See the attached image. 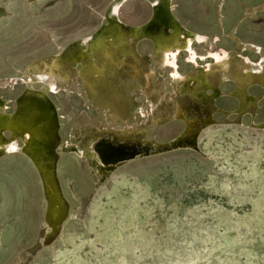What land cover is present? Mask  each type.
<instances>
[{
	"label": "rangeland",
	"instance_id": "rangeland-1",
	"mask_svg": "<svg viewBox=\"0 0 264 264\" xmlns=\"http://www.w3.org/2000/svg\"><path fill=\"white\" fill-rule=\"evenodd\" d=\"M109 2L0 0V96L10 101L8 113L31 73L50 72L27 66L92 34ZM172 12L206 37L193 51L202 67L212 64L208 80L219 92L214 122L198 130L199 151L147 156L100 176L97 156L91 162L62 147L58 178L68 217L50 244L51 216L33 163L23 153L0 155V264H264V127L257 126L264 122L263 90L243 81L264 73V51L241 49L232 36L235 28L241 42L264 48V0H172ZM150 14L146 1L129 0L118 16L141 25ZM138 53L137 78L112 63L99 77L80 76L67 62L56 68V89L47 94L63 143L93 147L94 136L108 138L109 130L141 131L137 139L163 143L184 130L174 113L178 105L194 106L191 92L177 95L172 69L160 65L150 41ZM213 53L228 68L226 82ZM187 60L176 57L178 72L193 76ZM240 85L256 103L242 106L233 97ZM190 111V118L198 115Z\"/></svg>",
	"mask_w": 264,
	"mask_h": 264
},
{
	"label": "bare ground",
	"instance_id": "bare-ground-1",
	"mask_svg": "<svg viewBox=\"0 0 264 264\" xmlns=\"http://www.w3.org/2000/svg\"><path fill=\"white\" fill-rule=\"evenodd\" d=\"M122 1L110 0L111 6L107 10L102 26L87 37L71 42L66 52L60 50L52 55L51 61L42 58L27 66L26 71H31L35 65L36 67L42 65L50 72L31 73L27 77V87L14 100L15 103L18 98L16 113L6 111L10 101L4 100L0 96V155L24 152L33 163L48 200L47 214L51 216V231L55 230V226L63 214L67 212L68 217L67 204L63 199L62 187L58 178L59 149L66 148L69 153L77 157L86 156L91 162H94V157L97 156L98 174L100 176L109 175L120 164L154 156L170 149L194 148L196 150L195 144H198L199 128L211 125L214 122V114L218 112V109L212 104L218 99L217 84L208 80L209 73H212V64H208V70L202 67L197 61L198 55L193 51V46L204 42L206 37L187 28L173 14L172 0H150L151 2L157 1V4L154 5L153 18L141 25L127 24L119 18L118 13L123 6ZM246 16L250 17L249 14ZM235 34L234 28L232 36L239 43L241 49H253L256 53L264 51V48L259 45L241 42ZM146 40L150 41L160 65L172 69L171 77L178 88L177 95H182L187 90L191 92L192 99L196 103L190 108H193V111L198 115L190 118L189 106L178 105L174 119L185 123L184 130L163 143L148 142L143 137L139 140L136 136L141 131L135 130H128V135L125 134L127 131L118 133L109 130L111 135L100 141L95 135L93 140L96 143L93 142V147H90L91 143L84 145L81 149L76 144L63 143L60 138L59 113L47 94L56 89L54 78L56 68L61 69L62 63L67 62L71 65L72 70L78 69L80 76L99 77V75L105 74L106 65L112 63L122 65L119 70L137 78L142 75L143 63V57L138 53V46ZM182 54L188 55L187 61L194 65L192 72H195V75L182 76L179 74L175 59ZM209 58L213 59V64L217 70L219 67L221 71L220 81L226 82L229 77L228 68L221 59L222 57L219 58L218 53H213L209 55ZM100 62L103 63L102 66ZM252 73L250 72L243 81L247 85L257 82L260 87L264 88V73L259 76ZM145 78H150V76L145 75ZM0 83L3 82L0 80ZM35 83L44 85L45 89H36L30 86ZM233 97L237 98L242 106L250 102L256 103V99L250 98L242 85L239 86ZM199 108H203L206 117L202 115ZM257 126L264 127V122ZM4 131H11L15 137H21L25 143L24 147L22 148L15 138L3 139L2 132ZM55 173L60 189L55 183ZM20 201L22 203V197L19 198L18 204Z\"/></svg>",
	"mask_w": 264,
	"mask_h": 264
},
{
	"label": "water",
	"instance_id": "water-1",
	"mask_svg": "<svg viewBox=\"0 0 264 264\" xmlns=\"http://www.w3.org/2000/svg\"><path fill=\"white\" fill-rule=\"evenodd\" d=\"M127 1H129V0H123L121 4H124V3L127 2ZM144 1H146V2L150 5V7H151V14H150V17H149V20L151 21V19L153 18V15H154V5L157 4V1H154V2H151L150 0H144ZM110 6H111V3H109V4L107 5V7L105 8L103 14L101 15V20H100V23H99V27L102 26L103 20H104V18H105V16H106L107 10L109 9ZM262 90H263V94H262L261 96H262V99H264V88H262ZM17 99H18V98H17ZM17 99H16V101H15V108H14V110H13L12 113H16L17 110H18V102H17ZM0 111H1V109H0ZM200 128H201V127H200ZM200 128H199V129H200ZM186 129H187V126H186L185 130H186ZM5 133H8L10 138H15V140H16L18 143H20V145L22 146V148L24 147L25 143H24V141H23V139H22L21 137H15L11 131H4V132H2V138H3V139H5V138H9V137H5ZM195 147L197 148L196 150H195L194 148H176V149H170V150L167 151V152H171V151H175V150L199 151L198 144H195ZM167 152H164V153H167ZM22 153L25 155L24 152H22ZM161 154H163V153H161ZM25 156L27 157V155H25ZM29 160H30V159H29ZM55 183H56L57 187L60 189V186H59V183H58V179H57L56 173H55ZM60 194H61V193H60ZM44 196H45V191H44ZM61 196H62V194H61ZM45 198H46V197H45ZM46 201H47V205H46V213H47V211H48V209H49V204H48V200H47V199H46ZM46 213H45V216H46ZM66 218H67V212H66L65 214L62 215L61 220H60L59 223L55 226V230H54V232H53L51 235H49L47 238H45V240H44V244H50L53 240H55V238L58 236V234H59V232H60V229H61L62 223H63V221H64ZM47 225H48V224H47ZM48 226H49V225H48Z\"/></svg>",
	"mask_w": 264,
	"mask_h": 264
},
{
	"label": "flooded vegetation",
	"instance_id": "flooded-vegetation-1",
	"mask_svg": "<svg viewBox=\"0 0 264 264\" xmlns=\"http://www.w3.org/2000/svg\"><path fill=\"white\" fill-rule=\"evenodd\" d=\"M30 65V64H29Z\"/></svg>",
	"mask_w": 264,
	"mask_h": 264
}]
</instances>
